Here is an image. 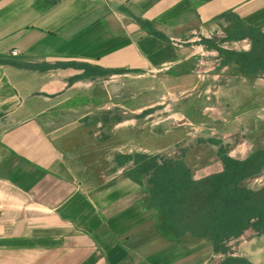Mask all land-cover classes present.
<instances>
[{"label":"crops","instance_id":"crops-1","mask_svg":"<svg viewBox=\"0 0 264 264\" xmlns=\"http://www.w3.org/2000/svg\"><path fill=\"white\" fill-rule=\"evenodd\" d=\"M251 33L264 38V0H0V264L220 257L150 201L140 162L171 145L149 151L137 136L109 146L105 130L136 127L164 105L186 126L217 107L254 112L264 73L219 55L251 53ZM163 123L157 137L168 136Z\"/></svg>","mask_w":264,"mask_h":264},{"label":"rangeland","instance_id":"rangeland-1","mask_svg":"<svg viewBox=\"0 0 264 264\" xmlns=\"http://www.w3.org/2000/svg\"><path fill=\"white\" fill-rule=\"evenodd\" d=\"M243 53L244 52L240 51L236 54ZM197 94L198 92L194 95L197 96ZM174 98L178 99L180 96L177 95ZM257 100L258 107L255 108L254 112L248 115L235 117V109H232L227 115H225L224 110L217 107L212 112L206 114L207 120L205 122L202 121V123L194 126H186V119L178 121L170 117L173 112L171 108L167 107V105L159 106L157 111L149 115V117L145 120L143 119L142 121H137L138 126H123L115 129L110 127L105 130V133L108 136L110 135L112 139L109 141V146H117L120 139L122 140V143H125L132 138H137V136L139 139L138 142L149 151H155L163 144L165 147L171 145V147L160 155L159 158L155 159L156 163L159 160V162L162 163L164 161H175L178 165V163L183 161L185 162L187 169L190 170L191 177H196L197 175H202L204 173L211 174V176L223 173L225 171V166L223 165L222 158L225 154L233 161L238 163H247L244 166L247 167L248 171L252 172L253 176L248 179H244L240 185L247 190L254 191L255 195L252 199L261 207V211L264 215V156H262L264 155V98L259 95ZM98 102L99 104H102L104 99H101L99 96ZM166 103L169 104L168 101H166ZM217 104L222 106V101ZM184 105H186V103ZM232 106L233 108H236V104L234 102ZM162 121H164V130L168 132V136H165L162 133L160 137H157V124ZM145 124L146 126L143 127ZM174 127H180V131L179 133L174 132L173 135L172 130ZM135 141L137 140L135 139L134 142ZM174 143H176V145L172 146ZM123 151L125 152V150ZM251 160H255L256 162H246ZM168 169H171V172L167 173V178H169L167 179V191H174L175 193L176 189L179 188V179L181 174L178 172V166L173 167L171 165ZM216 169L221 170V172L212 174V172H215ZM211 176L198 179L196 181L209 179ZM192 180L196 182L193 177ZM178 194H180V192L177 193L176 198L180 199ZM169 211L171 216L178 219V222L180 221L182 224L181 218L179 219L181 207H170ZM202 211L203 209L197 214H200L201 216ZM206 214L204 215L205 217H207ZM204 216H201L197 220L195 219L197 217H195L193 220L191 219L188 221H193L192 223L186 222L185 225L191 228V226H194L195 224L192 229L193 232L196 231V226L199 228L209 226L208 222L204 220ZM199 221L203 222L200 223ZM257 221L258 220L254 219L251 221V224H256ZM252 226L245 228L240 237L231 238L227 243H223L221 245L222 249L220 250V257L211 259L207 264H223L226 260H228V257H226L228 254H230L229 258L244 259L248 261V259L244 256H237V253L240 255V248L243 252L246 248L248 251L253 253L252 255L255 256V264H257V262H260V264L261 262H264V235L260 234L258 228L256 229ZM207 232H210V229H208ZM189 234L193 235L191 232Z\"/></svg>","mask_w":264,"mask_h":264},{"label":"trees","instance_id":"trees-1","mask_svg":"<svg viewBox=\"0 0 264 264\" xmlns=\"http://www.w3.org/2000/svg\"><path fill=\"white\" fill-rule=\"evenodd\" d=\"M247 35L241 34V37L244 38ZM248 36L253 40L251 53L234 54L222 49L219 50V55L224 56L223 64L225 65L228 64V61L234 59L240 62V69L244 72L264 73V55L262 56L261 54L264 38L256 33H251ZM227 38L230 40V36ZM254 53H258V55ZM155 159L150 158L140 162L142 164L141 170L150 174L151 188L149 193L153 207L159 210L172 229L182 232V235L186 232H191L195 237L208 238L214 242L217 251L222 249L221 245L223 243H227L231 238L240 237L242 231L252 225L253 228L259 229L260 234L264 235V215L261 207L252 199L255 193L240 185L244 179L253 176L252 172L248 171L247 167L244 166L247 163L233 161L225 154L222 158L225 166L223 173L212 175L209 179L194 182L185 162L181 161L177 165L173 161H165L163 164H159L156 163ZM246 162L255 163L256 161ZM171 165L173 167L178 166V172L181 174L179 188L176 187V192H180L178 194L180 199L176 198L178 192L167 191V179H169L167 178V173L171 172V169H168ZM174 206L181 207L179 219L181 218L182 224L170 214L169 208ZM202 209L201 216H204L207 212V217L204 216V220L208 222L209 226L201 228L196 226V231L193 232L192 229L195 224L189 228L185 223H192L193 221H188L193 220L195 217H197L195 218L196 220L200 218V214L197 213L201 212ZM254 219L258 220L257 223L251 224ZM199 222L202 223L203 221ZM208 229H210V232H207ZM223 264L250 263L244 259L228 257V260Z\"/></svg>","mask_w":264,"mask_h":264},{"label":"built area","instance_id":"built-area-1","mask_svg":"<svg viewBox=\"0 0 264 264\" xmlns=\"http://www.w3.org/2000/svg\"><path fill=\"white\" fill-rule=\"evenodd\" d=\"M15 53V52H14Z\"/></svg>","mask_w":264,"mask_h":264}]
</instances>
